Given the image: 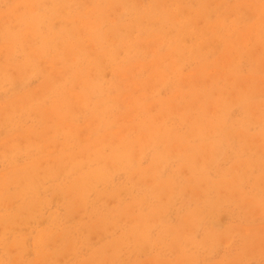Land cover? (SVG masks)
Here are the masks:
<instances>
[{"label": "rangeland", "instance_id": "obj_1", "mask_svg": "<svg viewBox=\"0 0 264 264\" xmlns=\"http://www.w3.org/2000/svg\"><path fill=\"white\" fill-rule=\"evenodd\" d=\"M0 264H264V0H0Z\"/></svg>", "mask_w": 264, "mask_h": 264}]
</instances>
